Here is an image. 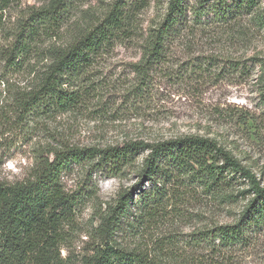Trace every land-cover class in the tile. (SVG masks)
<instances>
[{
	"label": "rangeland",
	"instance_id": "1",
	"mask_svg": "<svg viewBox=\"0 0 264 264\" xmlns=\"http://www.w3.org/2000/svg\"><path fill=\"white\" fill-rule=\"evenodd\" d=\"M116 1L69 0L64 24L41 36L29 56L21 59L20 68H10L5 53L30 16L51 0H12L3 13L0 181L12 185L27 180L39 158L56 149H106L200 136L229 151L264 189V0H253L255 6L236 14L228 25L189 28L160 63L149 66L144 61L147 42L171 0H120L135 9L134 32L90 69L82 105L50 117L19 116L16 98L38 88L53 63V51L97 26ZM188 1L196 6L199 0ZM146 155H136L123 175L79 165L64 177L66 190L82 197L61 230L60 253L68 264H79L82 256L93 253L104 238V220L123 199L138 200V189L151 187L139 176ZM234 183L220 198L192 196L180 209L146 226L140 236L116 240L126 249L163 259L160 264H217L209 244L197 241L198 234L239 221L255 194L249 179L238 175ZM229 262L264 264V233L252 247L236 251Z\"/></svg>",
	"mask_w": 264,
	"mask_h": 264
},
{
	"label": "trees",
	"instance_id": "2",
	"mask_svg": "<svg viewBox=\"0 0 264 264\" xmlns=\"http://www.w3.org/2000/svg\"><path fill=\"white\" fill-rule=\"evenodd\" d=\"M11 1L0 0V28ZM68 4L69 0H51L30 16L5 53L10 68H20L21 59L29 56L40 37L64 24ZM254 6L253 0H199L196 6L189 5L188 0H171L163 22L148 39L145 65L160 63L169 46L189 28L228 25L236 14ZM135 20V9L117 0L97 26L66 48L53 51V63L38 88L16 98L19 116L32 120L65 114L81 106L89 90L90 69L105 52L132 37ZM0 52L3 54L1 46ZM140 152L147 155L139 176L151 187L141 186L138 200L129 196L113 209L103 222L101 243L91 255L82 256L79 264H160L163 259L126 249L117 237L131 240L140 236L146 226L180 209L192 196L220 198L226 189H233L238 175L250 180L255 197L237 223L201 232L197 241L209 244L217 264H230L236 251L252 247L263 235L264 189L213 139L186 136L156 144L56 149L48 157L39 158L27 180L12 185L0 181V264H68L60 253L61 230L82 197L66 190L64 177L79 165H90L105 175H123Z\"/></svg>",
	"mask_w": 264,
	"mask_h": 264
}]
</instances>
